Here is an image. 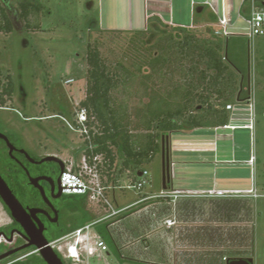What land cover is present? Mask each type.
<instances>
[{
    "label": "rangeland",
    "instance_id": "rangeland-1",
    "mask_svg": "<svg viewBox=\"0 0 264 264\" xmlns=\"http://www.w3.org/2000/svg\"><path fill=\"white\" fill-rule=\"evenodd\" d=\"M3 1L15 29L9 34L0 33V68L10 72L15 90L6 106L0 107V133L30 152L40 156L54 155L62 159L67 168L77 169L83 165L85 158V138L71 126L72 121L77 119L80 102L86 97L88 65L85 57L88 44H95L97 26L104 31H122L99 35L101 51L110 60H115L127 49L132 33L148 30L152 26L146 22L145 14L158 11L169 20L170 5L163 0H40L48 7V12L41 17V30L30 32L18 19L15 0ZM171 1L175 11L174 21L190 26L194 10L192 1L205 0ZM229 1L231 5H239L232 10L230 21L235 28H231L232 35L226 37L224 53L228 64L239 74L241 99L250 97V89L254 94V131L243 128H200L188 134L172 133L174 145L175 142L190 139L216 143V151L174 152L173 160L183 163L174 170L177 175L174 183L176 188L191 191H209L213 188L246 191L255 185L259 196L221 200L188 199L190 204L211 203L213 213L200 215L195 221L191 218L181 221L178 227L166 230L163 219H147L155 211V202L151 204L142 200L132 207L144 194L159 195L163 191L161 150L142 167V171L148 172L147 184L142 189L128 188L140 181L139 176L138 180L133 181L125 174L119 180L107 183V176H103L102 180L99 174L111 206L114 209L132 208L125 215L111 217L110 229H114V233L117 231L116 234L122 238L119 246L123 249L115 251L109 248L110 255L98 252L88 261L84 258L80 264H141L142 261L167 264L170 260L174 264H227L223 257L234 259L240 255L253 259L254 264H264V88L257 85V80L264 78V36L250 41L243 29L244 23L238 18L241 0ZM210 3L220 11V0H210ZM153 36L149 35V42L154 41ZM137 104L136 99L132 100V106ZM234 105L239 116L231 124H248L249 110L237 101ZM0 149H3L1 141ZM252 157L255 159L253 166L250 164ZM203 159L211 161L210 164L197 163ZM179 177H182V187L178 184ZM88 207L95 219L112 213L109 206L98 203L96 199L88 200ZM241 211H245L249 219L245 215L234 217ZM9 222L0 205V227ZM199 227L215 228V233H207L208 229H205L203 233L210 234L209 237H198L209 239L215 236L211 239L215 242L226 233L228 242L222 244L226 249L221 251L219 247L215 249L205 244L195 248L184 246V236L188 230ZM247 228L249 245L240 247L237 235ZM223 239L226 240L225 237ZM165 243L172 246L168 251ZM10 248L9 244L1 245L0 255ZM66 263L71 264V261L66 259Z\"/></svg>",
    "mask_w": 264,
    "mask_h": 264
},
{
    "label": "trees",
    "instance_id": "trees-1",
    "mask_svg": "<svg viewBox=\"0 0 264 264\" xmlns=\"http://www.w3.org/2000/svg\"><path fill=\"white\" fill-rule=\"evenodd\" d=\"M15 6L26 31L41 30L46 5L40 0H15ZM147 21L152 26L132 33L127 49L115 60L101 51L99 35L122 31H104L97 26L95 44L87 47L86 97L80 102V108L87 111L90 135L84 142V155L91 166L95 162L101 178L107 176V183L125 174L138 180L143 165L161 153L163 139L166 147L172 133L227 126L230 112L225 106L245 101L240 97L239 74L227 62L226 37L217 27L215 14L210 24L194 21L195 28L168 25L159 17ZM14 29L9 9L0 0V33ZM152 34L154 41L149 42ZM262 80H257V85L264 88ZM14 90L12 75L0 68V107L6 106ZM134 99L136 106L131 105ZM7 164L10 172H15L14 162L0 152L2 175ZM66 196L68 201L61 210L64 224L46 236L50 242L98 220L88 207L87 196ZM127 213L129 209L120 215ZM111 224L105 219L94 229L108 248L118 251ZM16 264L45 262L41 256L31 255Z\"/></svg>",
    "mask_w": 264,
    "mask_h": 264
},
{
    "label": "built area",
    "instance_id": "built-area-1",
    "mask_svg": "<svg viewBox=\"0 0 264 264\" xmlns=\"http://www.w3.org/2000/svg\"><path fill=\"white\" fill-rule=\"evenodd\" d=\"M261 3V4H259ZM160 18V17H159ZM217 27L220 29L221 33L225 36H231L232 32L231 28H235L227 15L223 13L221 16H218ZM239 20H242L244 23V31L246 32V36L250 41H254L256 38L260 36H264V0H241V5L238 12ZM161 19V18H160ZM148 20V18H146ZM165 22L163 19H161ZM189 28H195V25L192 23ZM226 58H224L225 60ZM250 97L243 102H239L240 104H244L245 108L249 110L248 120L249 123L245 125H233L231 121L234 120L238 115L236 106L234 104H228L225 106L226 110L230 112V122L227 126L222 128L235 130V129H248L250 131H254L255 127V100L254 94H251L250 89ZM77 119H75V123H73V130L79 132L82 136H84L85 140H89V130L87 128V111L85 108H80L77 111L76 115ZM98 158L95 159V161ZM254 157L251 158L250 164H254ZM148 176V172L146 170L142 171L141 180L137 182L136 185L128 186L142 189L146 184V177ZM61 186L63 194L65 195H84L90 199H96L98 203H103L104 206H109L112 209V213L110 216H117L121 214L123 211H126L130 207L119 210L114 209L107 197L105 196V187L102 185L100 181L97 165L93 164L91 166L86 158L83 160V165L78 166L77 169L67 168L61 176ZM180 192H173L174 196H177ZM209 196H218V197H228V196H252L258 197L259 195L256 192L255 185L253 188L247 191H212L207 193ZM106 217L96 220L95 222L89 223L83 228H80L52 243L53 248H55L58 252L63 254L65 259L70 260L72 264H80L83 263V259L85 258L87 261L90 257L95 256L98 252H107L108 246L102 240L101 236L95 231L94 226L101 221L105 220ZM168 225L172 226L174 223L172 221H168ZM64 243V246H63ZM6 244V240L3 237H0V246ZM4 260L0 261V264L3 263Z\"/></svg>",
    "mask_w": 264,
    "mask_h": 264
},
{
    "label": "crops",
    "instance_id": "crops-1",
    "mask_svg": "<svg viewBox=\"0 0 264 264\" xmlns=\"http://www.w3.org/2000/svg\"><path fill=\"white\" fill-rule=\"evenodd\" d=\"M159 1V0H156ZM162 1V0H160ZM165 2L168 1L169 3V10H168V15H169V20L165 19L164 16H162L158 11L153 12L152 14H145L146 18H150V17H160L161 19H163L165 21L166 24L168 25H177V26H183V27H189V26H185L184 24L181 23H176L174 21V12H173V4L171 0H163ZM221 3V8L220 11L218 12V10L210 3V0H205L203 2H197L194 3L192 1V6H194V10H193V16H192V23L194 24V21H200L201 23H209L210 24V18L212 17L213 14H215L216 16H221L223 13H225L228 17V19L230 20L232 17V10L233 7L238 6L239 4H234L231 5L229 0H220ZM145 5H146V1H145ZM240 8V7H239ZM147 11V6L146 9ZM239 12V9L237 10ZM145 18V19H146ZM147 22V20H146ZM231 22V21H230ZM191 23V24H192ZM190 24V25H191ZM232 24V22H231ZM196 26V25H195ZM101 29V28H100ZM248 99V98H247ZM246 101V99H245ZM222 128V127H221ZM200 129V128H198ZM214 129H219V128H214ZM224 129V128H223ZM196 130V129H195ZM194 130V131H195ZM193 131V132H194ZM189 132H185V134H188ZM192 133V132H190ZM168 145H169V155H170V161H171V165H170V180L167 182V188H164V183H163V191L160 192L159 195H154V194H144L142 196V198L140 200H138L137 202L134 203V206L139 205V203H141V201L143 200L144 202L147 203H154L155 205V211H152L150 215L147 216V219L151 218L152 220L154 218L156 219H163L165 221V226L164 228L166 230H171L174 229L175 227H178L180 225V222L185 221L187 219H192L193 221H195L194 219H198L200 215H211L213 213L212 211V205L211 203H207L205 201H203L204 203H192L190 204L189 202L191 201H187L188 199H194V198H201L203 200L206 199H219L221 200L222 198H246V197H252V196H228V197H218V196H209L207 193L212 192V191H244V190H240V189H224V188H213L209 191H191V190H185L183 188H176L175 187V180H177L176 178V173H175V168L178 164H183V163H178V161L176 162V160L174 161L172 156L174 152H196V153H204V152H211V151H216V143L212 142V141H199V140H184V141H178L177 143L175 142V145L173 144L172 141V135L170 134L169 139H168ZM211 161H208L207 159H203L202 161L197 162L200 165H207L210 164ZM142 173V172H140ZM140 173L138 174L139 177H141ZM181 178V179H180ZM180 180H182V177H179L178 179V184H180L179 186L182 187L183 182H181ZM180 181V182H179ZM214 183V182H213ZM177 184V183H176ZM177 184V185H178ZM256 187V186H255ZM111 188V187H110ZM118 188V187H117ZM144 188V187H143ZM116 188H114L115 190ZM113 190V191H114ZM180 192V194H178L177 196L173 195V192ZM247 191V190H246ZM129 207V206H127ZM130 207L129 210L132 208ZM125 208H121L119 210H122ZM124 212V211H123ZM122 212V213H123ZM111 215V214H110ZM106 216V220H111L112 216ZM120 215V214H119ZM117 215V216H119ZM243 215H245L244 217H246L247 219H249V216L247 215V213L245 214V211H241L239 214H236L234 217L239 218L242 217ZM117 216L113 217L116 218ZM224 217V216H223ZM232 217V216H231ZM166 221H172L174 222V225L169 226L166 225ZM205 229H208L209 233L210 231H212V233H215V228L213 227H204L201 228L199 227L194 228L193 230H188L187 234H185V238H184V246H188L195 248L196 246H200V245H204L205 246H209V247H215V249L219 250H223L226 249L224 245H222L227 241V236L226 233H221L222 237L221 239H219V241H212L211 239H213L214 237H211L209 239H203V238H198L199 236H203V237H209L207 233H203L206 232ZM112 236L116 242L118 251L119 248L121 249L122 247L119 246L120 241H122V238H120L119 234L114 233V229L113 231L110 229ZM182 235V234H181ZM237 235V234H236ZM249 229L247 228L246 230H244V232H241L240 235H237L240 238V243L238 244L240 247H244L245 245H249ZM226 238L223 239V238ZM237 237V238H238ZM229 239V238H228ZM236 241L238 239H235ZM167 242V241H166ZM251 242V241H250ZM165 246L167 247V251L168 249H170L172 246L167 243H165ZM123 249V248H122ZM107 255H110L109 252L107 253ZM250 257V256H249ZM231 258H226L223 257V260H229ZM234 259H251L248 258L246 256H235ZM254 262V261H253ZM141 263H148V264H158L156 262H145L142 261ZM167 264H174L172 262V260H170Z\"/></svg>",
    "mask_w": 264,
    "mask_h": 264
},
{
    "label": "flooded vegetation",
    "instance_id": "flooded-vegetation-1",
    "mask_svg": "<svg viewBox=\"0 0 264 264\" xmlns=\"http://www.w3.org/2000/svg\"><path fill=\"white\" fill-rule=\"evenodd\" d=\"M0 134L4 135L8 140L7 142L0 138V141L3 143V149H0V152L6 160L9 158L15 164V166L12 165L15 172H10V166L7 164L3 168L5 175H2L1 172L0 175L8 185L12 194L28 213L31 210L41 211L37 214V220L33 219V223L38 228L42 224L43 235L53 248V242H50L46 236L64 224L61 219V210L63 209L64 203L68 201V198L62 191L61 176L66 170V164L58 157L64 164L63 169L57 161L44 162L43 160L45 158L54 155H37L22 146H18L7 135ZM0 205L8 219H10L9 223L0 227L6 230L0 234V237L6 240V244L11 245V248L7 252L27 245L29 241L26 239L24 228L13 218L10 209L1 198ZM7 234H9V237ZM53 249L59 255L63 264H67L63 254L55 248ZM31 255L41 256L35 246H30L5 259L7 261L4 264H16L18 261H23ZM45 264L47 263L45 262Z\"/></svg>",
    "mask_w": 264,
    "mask_h": 264
},
{
    "label": "water",
    "instance_id": "water-1",
    "mask_svg": "<svg viewBox=\"0 0 264 264\" xmlns=\"http://www.w3.org/2000/svg\"><path fill=\"white\" fill-rule=\"evenodd\" d=\"M0 138L7 140L4 135L0 134ZM162 157H163V183L164 188H167V182L170 180V155L169 149L164 145V139L162 142ZM45 161H57L61 164L62 169L64 168L63 162L57 157L50 156L43 160ZM142 173H140L141 175ZM0 198L4 201L7 207L10 209L13 218L24 228L26 232V239L29 241L27 245H24L18 249H14L7 253L0 255V261L5 260L19 251L35 246L43 260L47 264H63L61 258L56 251L49 245L48 241L43 235V227L38 228L34 223L33 219L37 220V214L40 210H31L29 213L23 208L17 198L12 194L8 185L0 175ZM227 264H254L253 259H229Z\"/></svg>",
    "mask_w": 264,
    "mask_h": 264
}]
</instances>
